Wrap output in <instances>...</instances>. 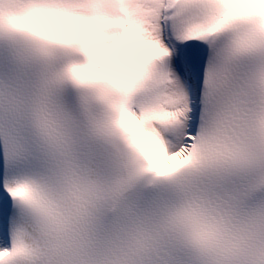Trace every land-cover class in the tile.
I'll list each match as a JSON object with an SVG mask.
<instances>
[{"label": "snow or ice", "instance_id": "1", "mask_svg": "<svg viewBox=\"0 0 264 264\" xmlns=\"http://www.w3.org/2000/svg\"><path fill=\"white\" fill-rule=\"evenodd\" d=\"M0 264H264V0H0Z\"/></svg>", "mask_w": 264, "mask_h": 264}]
</instances>
